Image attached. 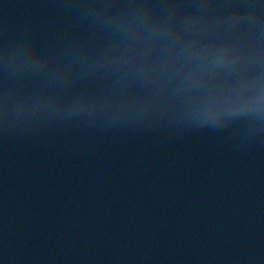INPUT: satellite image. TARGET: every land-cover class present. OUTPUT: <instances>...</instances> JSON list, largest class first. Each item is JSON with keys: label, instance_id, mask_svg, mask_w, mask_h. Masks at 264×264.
Returning <instances> with one entry per match:
<instances>
[{"label": "water", "instance_id": "1", "mask_svg": "<svg viewBox=\"0 0 264 264\" xmlns=\"http://www.w3.org/2000/svg\"><path fill=\"white\" fill-rule=\"evenodd\" d=\"M0 264H264V0H0Z\"/></svg>", "mask_w": 264, "mask_h": 264}]
</instances>
